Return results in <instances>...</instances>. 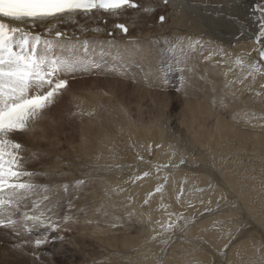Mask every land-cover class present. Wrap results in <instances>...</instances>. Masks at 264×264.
I'll return each mask as SVG.
<instances>
[{
	"label": "bare ground",
	"instance_id": "6f19581e",
	"mask_svg": "<svg viewBox=\"0 0 264 264\" xmlns=\"http://www.w3.org/2000/svg\"><path fill=\"white\" fill-rule=\"evenodd\" d=\"M139 1L132 0L138 7L125 6L116 11L94 10L88 14L78 13L65 16L62 20L52 23H38L30 29L27 24L8 21L15 26L26 28L34 34H40L42 39L54 42L56 40L54 33L61 31L66 34L61 42L69 47L74 45L77 53L81 54L80 51L87 42L86 53H90L93 58L98 53L99 56L108 57L110 61L122 59L123 62H127L134 60L135 57L139 60L138 53L142 55V59L149 53L155 58L157 52L153 48L152 51L138 48L140 45L149 48L148 43L157 46L158 49L165 45L163 47L165 48L164 55L171 50L172 45L175 44L177 47L176 44H181L182 53H185L183 65L187 66V58L192 56L195 59V64L202 67L201 70L198 72L195 70V72L196 75L200 74L199 77L202 81L199 80V82H205L206 87L203 89L200 84H197V90L194 87L184 88L186 100L184 110L180 113L184 118H182L183 121L181 120L183 127L180 126L181 123L170 127V129L175 127L176 131H180L179 133L184 136L182 141L179 140L180 142H177L176 138L173 139L170 135L172 132L169 134L170 129L167 131L165 126L158 123L160 116L154 117L153 121L149 119L150 124L148 125H144V122L143 124L137 123L139 120L136 119L135 122L130 116V108L119 100L115 102L111 117V114H108L100 104L102 95L95 91L79 90L77 100H72L79 105V109L88 115L83 118L81 135L79 133L80 146L84 155L86 153L85 156H88V152L93 150L100 157L96 156L100 160L99 171L103 173L98 174L99 178L98 176L97 178L101 179V182L100 185L96 183L95 187L104 191L103 195H100L101 198L110 199L115 203H112L111 206H107L108 204L105 203L106 207H104H109V209L115 207L121 211L124 208L122 215L126 214V219L132 221L125 224L123 229H115L114 232L94 227L96 230L93 231L103 235L102 246L107 254L103 253L102 255L110 258V255L115 253L109 248H114L116 254L117 252L122 253L120 257L126 259L129 264H264V196L257 192L259 186L255 181L258 179L251 178L252 176L249 174L251 170L245 174L239 172L237 175L238 171L235 173L229 171L228 168H223L225 165L221 166L226 161L225 159L224 161L218 159L226 151L228 141L240 140L242 142L250 141V144H253L257 150L260 149L258 150L260 153L258 159L264 162V64L258 61V52L261 47H264V43L257 42L264 41V22L261 21L262 19L264 21V0H221L232 3V5H227V2L223 3L225 7L230 5L234 8L233 4L236 3L237 10L233 11L234 14L232 11L230 13L224 10L222 4L223 7H220L223 10L218 9V6L211 5L210 0H167V2L158 0L159 2L156 3H154L155 1L142 0L143 5H140L142 1ZM213 1L217 0H211L214 4ZM163 6L168 7L169 17L168 15L164 17V21H167H163L160 32L153 31L152 34L146 32V29L145 32L139 29L135 31L132 28L138 27L137 20L132 18L131 22L127 24L120 19L119 13L128 8H136L135 12L142 10L144 15H152V13L154 15V12ZM220 16L222 17L220 18ZM82 18L87 20L91 18V20L81 22ZM169 18L170 24H167ZM182 21H185V25L178 27ZM118 25L125 26L128 33L122 34ZM106 31H112L114 36L110 40L116 43L107 42L109 38ZM113 51L119 53L117 60L113 58ZM238 59L243 63L237 64ZM147 60H143L145 65ZM252 64L260 68V71L252 72L250 68ZM101 69H105L108 74L111 72L115 74L109 65L105 64ZM187 69V71L192 70L189 66ZM195 79L197 80V77ZM133 87L136 88V86ZM141 88H138L137 91L139 92L140 89L144 93H142L143 97L139 95L141 97L139 100L143 101L149 91L147 88ZM110 92L112 93V91ZM220 97L223 99L218 100L217 98ZM115 99L112 93L110 98L104 99V102L107 105L110 100ZM215 99L219 103L220 101L224 103L221 110L226 111L225 114L229 116L228 120L227 117L222 118L225 116L223 114L222 116L220 113L214 115L211 113V108L207 107L209 103L211 107L212 104L217 105ZM139 104L140 101L135 106L137 112L141 108H139ZM154 105L152 103L153 107H155ZM208 116H211L210 121L215 116L213 129L218 132L217 139L206 134L204 121L208 122L210 118ZM92 117L97 118L98 121L94 122ZM207 117L208 119H206ZM170 122L172 123V121ZM37 123H40V119L30 124L26 132L11 135V139L22 145L23 167L26 171H30L33 164H39L41 168L45 159V152L40 149L39 143H37L39 146L34 145V148L36 147L34 153L38 154L37 160L31 158L33 153L31 138L38 136L36 135L38 131L35 128ZM209 127L211 128V126ZM181 129L184 131L181 132ZM42 131L41 134H46V131ZM221 131H223V135L220 133ZM32 132H35L34 135ZM206 140L212 141L213 149H209V152L207 145H204ZM221 140L225 141V144L224 142L220 144ZM210 141H208L209 144ZM186 144L193 145L191 150L199 146V154L196 159L198 155H203L202 153L206 152L209 160L203 162L202 165L197 163L200 164L199 167H193L192 163L195 162V158H189V152L184 148ZM245 144L248 145V143ZM222 146L223 148H221ZM235 152L237 153V151ZM237 154L239 155V153ZM57 159L61 158H53L52 161L59 167ZM164 164H168V167L165 168ZM177 164H179L178 168ZM180 169L183 170L179 172ZM145 173L147 175H144ZM259 180L262 183V179ZM179 193H182L180 199L176 197ZM208 200L211 203L224 202L225 206L211 216L203 218L199 216L196 222L191 223L194 226L183 220L178 223L179 225L176 224L177 226L172 231L170 230L171 227L173 228L176 218L179 217L178 213L181 215L183 209L189 210L191 207L189 204H195L194 207L200 204L199 212L197 211L200 213L207 207ZM104 202L102 200L99 207H103ZM194 207L193 209H195ZM211 207L218 208L214 205ZM191 210L189 211L191 212ZM230 218L233 219V223L227 221L231 220ZM167 219H169L168 224L173 222L172 226L164 223V220ZM188 219L190 220V218H186V220ZM238 227L241 228V231L235 235ZM123 230L124 232L119 236L115 235L118 231L122 232ZM131 230L135 233L134 235L139 234L140 237L129 235ZM127 231L129 232L126 233ZM233 236H235L234 240ZM231 239L233 241L226 249L225 246ZM98 240L101 242L96 238L97 242ZM134 240L141 241H139V247H137L138 242L136 243ZM133 244L137 245L135 246L137 248L132 247ZM104 260L106 262V259ZM110 260L112 261V259Z\"/></svg>",
	"mask_w": 264,
	"mask_h": 264
},
{
	"label": "rangeland",
	"instance_id": "374dc122",
	"mask_svg": "<svg viewBox=\"0 0 264 264\" xmlns=\"http://www.w3.org/2000/svg\"><path fill=\"white\" fill-rule=\"evenodd\" d=\"M150 1L151 2L155 1L154 3L159 2L158 0H150ZM217 1H213L214 2L213 4L210 0V4L215 5L216 7L218 6L219 7L218 9H220L221 8L220 6L223 5L224 10H227L230 13L231 11L233 13V11L235 12L237 10L236 9L237 6L235 2L233 4L234 6L233 8L230 5H229L230 7L229 6L225 7L226 2L229 0H227L226 2H223L220 0L221 3ZM215 3L216 4L219 3V4L216 5ZM228 4L232 5V3L227 2V5ZM140 5H143V1L141 2ZM237 5H240V4L237 3ZM162 8H160V10L157 9L154 12V15L153 13L152 15L151 14L144 15L145 13L142 10L140 11L138 10V12H135L136 8L135 9L131 8L132 10L130 8L125 9L119 14H120V19H122V21H124L127 24L131 22L130 19L132 18L134 20H137V22H139L138 27L132 28L133 30L136 31L139 29L141 31L143 30L144 32L147 30L146 32H150L153 34V31L160 32L161 25L165 21H167L165 20L164 22H161L160 20L161 16L166 17L169 14L168 7L163 6ZM221 10H223V8H221ZM221 17L222 16H220V18ZM85 18H82L80 21L87 22L91 20V18L88 20ZM169 21H170V18L168 19L167 24H170ZM261 21L264 22L263 19ZM159 25L160 27H158ZM184 25H185V21H182V24L180 23L178 27H183ZM155 26H157V28H155ZM263 29H261V31H263ZM106 32L109 38L107 42H115L113 40H110L114 36L112 31H106ZM127 33L122 32V34H127ZM147 45L149 46V48H144L141 45L138 46V48L144 49L145 51H152L151 49L153 48V50L157 52L155 53L156 54L155 58L154 56H150V53H149L147 54L148 55L147 57L145 56L142 59V55L138 53V59L140 61L137 60V57H135L134 60L132 61L123 62L122 59L118 61H114V60L110 61L108 57L104 58L102 56H99L100 54L98 53L95 54L96 58L94 57V60L101 65L100 69H94L89 72L76 73L74 76L68 77L67 90H65L62 93V95H60L57 98L56 102L49 109L46 110L44 115L39 118L40 123L36 124L37 127L35 126L36 131H38V134L36 135L38 136L37 137L35 136V138L34 136H32L31 138L32 139L31 140V143H32L31 151L33 152L31 155V158L37 160L38 154L34 153L35 152L34 150H36L35 149L36 147L34 148V145L39 143L40 149L45 152V159L43 161V166L41 168L39 164L38 165L33 164V166L30 168L29 172L33 173V176L31 178H28V179L27 177L24 178L25 180L30 179V182L36 185L37 187L32 193L28 194L27 198L21 204L19 211H16V212L10 211V212L4 213L3 215H0V219H3L5 221L4 225H0V239H1L0 240V264H117V263L119 264V262L120 264H125L126 262H127L126 264H129L126 259L120 257V254L122 253L117 252L116 254L115 252L116 249L114 248H109V249H112V251H114L113 253L115 254L110 255V258H108L109 256L103 257L102 255L103 253L107 254L106 251L103 250V246H102L103 241H101L102 240L101 238L103 237V235L102 233L98 234L97 232L93 231V230H96L94 229V227H99V228H102V229L104 228L106 230H111L112 232H114L115 229L117 230L123 229L124 225L130 222V219H128L129 221L126 219V216H127L126 214H124V216L122 215L124 213V208H122L123 211H121L119 208L115 209V207H113V209H109V207L105 208L106 207L105 203L108 204L107 206H111L112 203L113 204L115 203L111 202L110 199L106 198L105 200L104 198H101L100 195H103L104 191L98 189L97 186L95 187V185H97L96 183L99 184L101 182V179H98V178H99L100 173L101 174L103 173L99 171L100 169L99 167H101L100 160H99L100 157L98 156L99 154L95 153V151L93 150L88 152V156H85L86 153L84 155L83 149L80 146V135H81L80 131L82 129L81 124L84 120L83 118L85 116L87 117L88 115L85 114L81 109H79L80 108L79 105L75 104L76 102H73L72 100L73 99L74 101L77 100L76 97L78 98L79 96V90L80 91L90 90L92 92L95 91L96 93L102 95V98L100 99V102H101L100 104L102 105V108L107 111L108 114H111L110 117L113 115V107L115 106V102L119 100L123 102L125 106L130 108V111H131L130 116L133 118L134 121L136 119L139 120V121L136 120L137 123L143 124L144 122V125L145 124L148 125L150 124L149 123L150 121H148L149 119L153 121L154 117L160 116L158 123H161L160 125L163 127L165 126L167 131L170 129L171 126L173 127L174 124L180 125V123L184 119L183 114H180L184 110L183 108H184V104L186 100L184 98L185 97L184 88L194 87L196 88L195 90H197V84H200V87L203 89L206 87L204 84L205 82H199V80L202 81L199 77L200 74L196 75L197 74L196 72L201 70L202 67L197 66L195 64V59L192 58V56H188V58L186 57L188 59V62L186 65L189 66L192 70L187 71L188 70L187 66L183 65L184 64L183 56L185 55V53H182L183 49L181 48V44H178V45L176 44L177 47H175V44L172 45L171 50L167 52L166 55H164L165 53H163V51L165 50V48L163 47L165 45L162 47L163 49L161 47H159L158 49L157 46H153L150 43H148ZM80 52H81V55H87L93 58V56L90 55V53H85L83 51V48L81 49ZM113 54H114L113 58L117 60V57H118L117 55L119 53L113 51ZM143 60H147L146 65L145 63H143ZM120 61H122L123 63ZM105 64L109 65V68L112 67L111 70L115 72V74H112V72L108 74L106 73L105 69L102 70L101 68ZM194 66L196 67V69ZM190 71H193V72L191 73ZM196 77H197V80L196 79L194 80V78ZM133 86H136V88ZM137 87L138 88L142 87L141 89L147 88V91H149L147 94L145 93L146 95L143 101L139 100L141 98L139 95L143 97L144 93L141 92L140 89L138 92ZM110 91H112L113 96L116 99L113 101L110 100V103L106 105L104 102V99L111 97L112 93ZM128 95L130 98L128 97ZM217 99L222 100L223 98L220 97ZM217 99H215L217 101V102L215 101L217 105L212 104V107H211V104L209 103L207 107L211 108V113H213L214 115H219L220 113V115L222 116L223 114V116L224 115L225 116L222 118L227 117L226 119L228 120L229 116L228 114L227 115L225 114L226 111H224V109L221 110V107L223 108L224 103L221 101L219 103ZM70 100L72 101L71 104H70L71 102ZM138 101H140L139 108L141 107L140 108L141 110L139 109L138 111L140 113H138L135 109L136 108L135 106L136 104H138ZM152 103L153 105L156 103L154 105L155 107L152 106ZM208 117H210L208 122L207 120L204 121V124L206 126L205 128L206 134H208L207 136L212 135V138L215 137V139H217L218 132L213 129V125H214L213 120L215 121V118H214L215 116L212 117L213 118L211 120L212 122L210 121L211 116H208ZM208 117L206 119H208ZM92 120L94 122L98 121V119L94 117H92ZM170 121H172V123ZM209 124H212V125H209ZM208 125L211 126L212 129ZM180 126H182V123ZM42 130H44V132L46 131V134L44 135L41 134V132L43 133ZM170 130L168 131L169 134L170 132H172L170 135L173 137V139L176 138L177 142L180 139L181 141L184 139V136L181 133H179L180 131L177 130L178 131L177 132L175 127L171 128ZM182 131H184V129L183 130L181 129V132ZM34 133L35 132H32L33 135ZM220 133H222L223 135V131H221ZM177 136H178V139H177ZM186 138L188 139V137ZM36 140H39V141L36 142ZM208 141L210 140H206L205 142L206 144L204 145H207L206 147L209 152V149L212 150L213 148H212V141H210V144ZM222 142H224L225 144V141L223 140L219 141L220 144H222ZM245 143H248V145H246ZM39 144L37 145L39 146ZM187 144L185 145L184 148H186V151L189 152L188 153L189 158L190 159L192 157L193 159L195 158L194 159L195 162L192 163L194 164L193 167H199L200 164L202 165L203 162L205 163L207 160H209V158H207L206 152L202 153L203 155H198V158L196 159L197 154H199L198 153L199 146H196V147L194 146L195 148H192L191 150V147L193 145H190V144L187 145ZM221 148H223V146ZM216 150L218 151V149ZM256 150H257L256 147L253 144H250V141L242 142L240 140L238 141L230 140L226 143V151L222 153V156L223 155L224 156L223 157L221 156L218 159H221V161L222 160L224 161L225 159L226 161L223 162L221 166L223 167L225 165V167L223 168H228L229 171H232L235 173L238 171L237 175H239V172H241V174H245L249 170L251 171L253 170L252 172L250 171L249 174L250 176H252L251 177L252 179H258L257 181H255L259 186L257 189V192L258 194L262 193L261 195L264 196L263 194L264 193V188H263L264 187V183H263L264 182V162L258 159V155L260 154L258 150L260 149H258L257 151ZM235 151H237L239 155ZM50 155L52 156L50 157ZM96 156H98L99 158ZM199 156H202V157H199ZM203 156H204V159H202ZM58 157L61 158L60 160L57 159L58 164L60 165L59 167L57 166V163L55 164L54 161H52L53 158H58ZM95 159L96 160L98 159V160L96 161ZM218 161L220 162V160ZM51 162L54 164L53 165L54 167L51 165L52 164ZM197 163H200V164H197ZM179 164L176 165L177 168ZM195 165H198V166H195ZM163 166L167 168L168 164H164ZM219 168L221 169L220 166ZM92 169H94L95 171ZM181 170L183 169H180L179 172ZM259 179H262V183L260 182ZM56 185H59V186L54 187ZM181 194L179 193L178 196L176 197L180 199ZM102 200L105 201L103 204V207L102 206L99 207V203L101 204ZM87 201H90V202H87ZM208 202L209 203H206V206H207L205 208L206 211L204 210L200 213H198L200 204L199 206H196L197 208L194 207L195 204L194 205L189 204L191 206L190 207L188 205L190 207L189 210L192 209L194 211L191 210L190 212L189 210L183 209L184 212L182 210L181 215L180 213H178L179 217L176 218L173 228L172 227L170 228L173 222H171V224H168L169 219H167L166 221L164 220V223L166 225L167 224L170 225L169 228L171 231L172 229L175 228V226H177L176 224L180 223L183 220L187 224L194 226L191 223L196 222L199 216L202 218L205 216L208 217V215L211 216L213 213H216V211H219L218 209L225 206L224 202L218 203V201H216V202H212L213 204L211 203L210 200H208ZM213 205L218 206V208L211 207ZM193 207L195 209H193ZM25 214H27V216H35L38 218V220L34 221L31 219H27ZM186 218H190V220L189 219L186 220ZM9 219H11L12 223H8ZM232 220L233 219L227 220V221L233 223ZM132 229L134 230V228ZM131 231L130 232L127 231L126 233L129 232L128 233L129 235H132L134 237L136 236L140 237L139 234L134 235L135 233H133V231L131 233ZM238 231H241L240 227H238V230L235 233V235L239 234ZM123 232L124 230L122 232L118 231L117 233H115V235L119 236ZM234 237L235 236H233L232 238L233 240H234ZM96 238L100 239L101 242H99V240L97 242ZM232 239L228 242L227 246H225L226 249L228 248L230 242L233 241ZM38 241L39 243H37ZM139 241H137L138 246L133 244L132 247L134 248L139 247V243L141 242ZM222 252L224 253V251ZM104 259H106V262ZM110 259H112V261Z\"/></svg>",
	"mask_w": 264,
	"mask_h": 264
},
{
	"label": "snow or ice",
	"instance_id": "6c2138e0",
	"mask_svg": "<svg viewBox=\"0 0 264 264\" xmlns=\"http://www.w3.org/2000/svg\"><path fill=\"white\" fill-rule=\"evenodd\" d=\"M125 6L138 7L132 0H0V215L19 211L37 187L30 179H24L33 173L24 169L22 145L11 135L26 132L44 115L67 90L68 77L101 67L94 58L77 53L74 45L62 43L66 34L61 31L54 33V42L8 21L27 24L30 29L65 16L94 10L116 11ZM160 20L163 22L164 17ZM118 27L127 33L125 26ZM83 51L87 52V42ZM259 59L264 61V47L259 49ZM236 63L243 61L238 59ZM250 68L252 72L260 71L255 64ZM8 223H12L11 219ZM4 224L0 219V225Z\"/></svg>",
	"mask_w": 264,
	"mask_h": 264
},
{
	"label": "water",
	"instance_id": "95a60500",
	"mask_svg": "<svg viewBox=\"0 0 264 264\" xmlns=\"http://www.w3.org/2000/svg\"><path fill=\"white\" fill-rule=\"evenodd\" d=\"M134 8V7H133ZM122 30V29H121ZM122 32L124 33V31L122 30ZM254 41H255V39H254ZM258 61L260 62V63H262V64H264V61H261L260 59H259V52H258Z\"/></svg>",
	"mask_w": 264,
	"mask_h": 264
}]
</instances>
